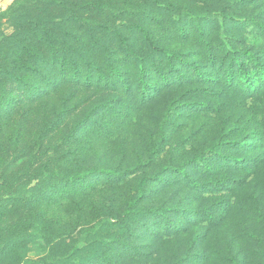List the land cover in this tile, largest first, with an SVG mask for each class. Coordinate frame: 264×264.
I'll return each mask as SVG.
<instances>
[{
	"label": "rangeland",
	"instance_id": "1",
	"mask_svg": "<svg viewBox=\"0 0 264 264\" xmlns=\"http://www.w3.org/2000/svg\"><path fill=\"white\" fill-rule=\"evenodd\" d=\"M14 1L0 0V13ZM58 1L32 7L25 23L48 14L72 53L63 75L16 87L21 102L0 122V155L15 161L7 179L88 173L54 209L70 233L113 218V249L122 245L113 264H264V85L241 92L221 74L232 58L253 70L244 53L264 67V0ZM19 27L0 20L3 36ZM217 140L224 157L211 160L205 151ZM180 167L183 180L169 175ZM99 170L122 177L94 180ZM139 185L141 207L171 212L127 230ZM28 249L0 264L40 254Z\"/></svg>",
	"mask_w": 264,
	"mask_h": 264
},
{
	"label": "trees",
	"instance_id": "2",
	"mask_svg": "<svg viewBox=\"0 0 264 264\" xmlns=\"http://www.w3.org/2000/svg\"><path fill=\"white\" fill-rule=\"evenodd\" d=\"M54 1L59 4L58 0ZM39 3L45 5L48 0H15L0 13V20L8 19L20 26L17 33L13 29L8 36L0 34L1 123L10 122L18 102H21L22 96L17 98L13 94L22 78L25 77L22 85L30 92L31 85L35 84L30 78L42 82L49 80L50 72L63 75L65 58L69 52L72 53L70 42L64 38L63 30L54 33L55 23L45 18L48 14L43 18L35 16L31 19L32 23H25L31 16L32 7ZM71 18L73 23L79 22L75 14ZM60 19L64 20V17ZM244 57L252 63L253 70L246 71L232 58L226 68L221 69V74L224 75L225 86H235L241 92H252L256 87L264 85V67L259 66L255 57L249 53H244ZM76 70L77 68H72L71 72L75 73ZM115 75L119 79L117 71ZM101 80L108 83L106 77ZM138 82L145 91V85L140 80ZM221 141L223 140H217L214 147L206 150L205 156L211 160L222 159L224 154L217 147L226 145V142ZM194 160L196 164H200L199 156ZM14 163L15 161H4L0 155V258L6 259L17 250L27 252L30 246L36 248L40 254L32 258L24 257L19 260V264H113V259L117 256L116 250L118 246H122L120 243L113 249V218L102 217L96 222L84 224L77 232L70 233L71 225L54 209L60 202L75 196L82 189L88 173L69 175L57 168L50 172L41 171L42 173L34 176V183H20L6 177L9 174L8 168ZM185 171L180 167L171 170L169 175L183 180ZM98 173L99 175L92 177L94 180L101 177H122V173L113 170H99ZM137 194L138 197L128 203L123 214V217L130 218L128 224L122 225L127 230L146 219H164L166 212H171L161 207H141L139 200L146 196L142 185H139ZM115 225L119 227L121 223ZM174 231L176 230L173 227L169 231H157L155 234L169 237L174 235ZM122 253L119 252V255Z\"/></svg>",
	"mask_w": 264,
	"mask_h": 264
}]
</instances>
